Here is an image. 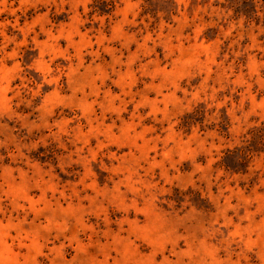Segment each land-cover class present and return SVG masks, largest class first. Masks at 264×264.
<instances>
[{
	"label": "rangeland",
	"instance_id": "374dc122",
	"mask_svg": "<svg viewBox=\"0 0 264 264\" xmlns=\"http://www.w3.org/2000/svg\"><path fill=\"white\" fill-rule=\"evenodd\" d=\"M0 264H264V0H0Z\"/></svg>",
	"mask_w": 264,
	"mask_h": 264
}]
</instances>
